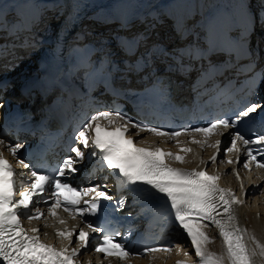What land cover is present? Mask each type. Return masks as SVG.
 Wrapping results in <instances>:
<instances>
[{
	"label": "snow or ice",
	"instance_id": "1",
	"mask_svg": "<svg viewBox=\"0 0 264 264\" xmlns=\"http://www.w3.org/2000/svg\"><path fill=\"white\" fill-rule=\"evenodd\" d=\"M260 22L264 24V17ZM252 23L254 26L255 20ZM260 83H264V77L259 81L253 77L249 91L254 92ZM262 107L264 105L252 103L233 117L216 118L206 126H185L177 131L135 121L119 110H97L78 126L66 157L52 171L32 169L24 159H19V164L29 169L30 175L21 177L22 190L18 197L15 191L17 173L3 149L18 156L24 145L0 138V264H81L77 256L88 251L93 243V250L102 253L108 264H112L110 258L128 264V258L133 255L172 250L171 244L133 250L123 238L118 239L122 237L120 231H109L99 223L98 215L108 206L105 202L113 201V197L102 190L107 189V185L84 187L68 182V178L78 171L75 165L86 156L94 157L100 169L117 176L122 184L147 186L150 192L170 204L173 223L186 234L198 258L195 262L177 260L176 264H257V257L264 262V243L240 226L234 211V205L244 201L231 188L219 185V174H211L203 168L174 166L169 162L183 164V153L192 151L191 148L182 147L180 152H172L134 143L145 132L175 140L178 145L181 142L177 138L187 135L193 137L191 143L215 149L207 160H200L201 164L216 163L218 154L223 151L235 153V158L227 157V164H239L243 155L246 157L243 159L245 169H250L253 164L257 169H264V134L253 133L252 138H246L239 130L230 131ZM225 133L231 138L229 145L219 138ZM195 134H200L203 139H195ZM213 134L217 136L214 143L209 139ZM231 171L240 181L241 195H246L237 167L233 166ZM261 180L264 181V177ZM116 203L123 207L124 201L121 198ZM61 209L66 217L61 215ZM21 218L30 222L43 220L44 229L50 226L49 221L64 225L55 228L60 247L42 241L39 226L23 227ZM69 221L74 223L68 226ZM210 227L215 228L221 241L222 251L219 253L209 250L215 239L208 234ZM94 234L101 235L94 240ZM44 235L48 233L45 231ZM176 248L179 252L182 246L176 245ZM183 255L188 256L189 252L184 251ZM85 264H91V261Z\"/></svg>",
	"mask_w": 264,
	"mask_h": 264
},
{
	"label": "bare ground",
	"instance_id": "2",
	"mask_svg": "<svg viewBox=\"0 0 264 264\" xmlns=\"http://www.w3.org/2000/svg\"><path fill=\"white\" fill-rule=\"evenodd\" d=\"M80 1L0 0V30L2 31L0 48L2 50L7 49L5 43H9L8 38L14 32L12 27H18L17 30L23 29V26L17 21L20 18L18 15L13 14L14 12L21 14L16 5H22L24 12L33 18L30 32L34 35L41 33L43 38H40L38 46L33 50H15L16 52L12 51L8 53V57L19 58L22 67L32 64L45 50L48 42L46 41L47 37H50L55 32L60 20L67 15L68 9L71 7L70 5H75ZM262 1L259 5H264V1ZM248 2L249 0H95L91 13L87 16L85 23L91 26L97 25L98 29L104 32L108 27L113 28L116 25L114 32L121 35L122 40H130L132 36L135 38L138 31L137 35L140 40L143 41L145 39L141 43L145 44L143 45V49H141V53L147 55L150 51L149 48H152V53L157 56L160 54V51L165 52L169 48L173 50L172 44L169 43L170 38L156 41V34L159 32L157 31L159 29H166L167 34L168 32L172 34L178 29L180 32H183L185 38L190 36V40L198 38L200 31L204 29L207 33V39L215 41L224 38L222 32L227 31L231 33L230 27L232 25L242 24L246 26L253 18L255 26L257 22L253 12L260 9L258 12L260 20L261 17H264V7L261 6L262 8H259L257 5L254 8V4L251 6ZM96 7L97 10L94 11L93 9ZM104 14H106L104 18L99 17ZM11 16L13 17L9 18ZM109 19L112 21L111 24L108 23ZM252 22L251 25L254 28ZM201 25H203V28H200ZM146 26L149 27L143 30ZM262 30L264 32V29ZM147 36L148 38H146ZM260 56L262 57V54ZM147 141L153 146L160 139L149 137ZM183 147L192 149V151L187 152V155L184 156L185 161L188 162L185 165L178 164L175 161L170 162L174 166L189 169L203 168L211 174H219V185L224 188H231L235 195L244 201L242 204L234 205V211L240 226L246 228L261 243H264V181L261 180L264 174L253 183L243 182L246 195L242 196L240 184H237L230 176L231 172L229 173L230 169H227L228 165H223L218 161L216 163L209 162L207 165L200 163V160H207L212 154L211 149L206 145L201 147L191 142L183 144ZM207 231L210 236L215 237L214 242L209 245V250L217 253L221 252V241L215 228L210 227ZM174 235L178 238L177 245L182 246L180 253H178L177 248H174L166 253V255L155 253L151 258L134 260L133 264H176L177 260L195 262L198 258L195 257L194 250L191 248L186 234L183 233L182 229L176 227L174 228ZM46 237L44 235V238ZM184 251H188L189 255L184 256ZM256 259L257 264H264L260 257ZM78 260L81 264H85L89 260L91 264H97L87 254L78 257ZM111 262L112 264H116L112 260ZM105 264H108V262Z\"/></svg>",
	"mask_w": 264,
	"mask_h": 264
},
{
	"label": "rangeland",
	"instance_id": "3",
	"mask_svg": "<svg viewBox=\"0 0 264 264\" xmlns=\"http://www.w3.org/2000/svg\"><path fill=\"white\" fill-rule=\"evenodd\" d=\"M252 1H254V3L252 2ZM257 1V2H256ZM264 1V0H263ZM262 1V2H263ZM259 2H260V0H249V5H251V6H253V4H254V8H256V6L259 4ZM256 3H258V4H256ZM262 5H259V8H262V7H264V5L261 7ZM260 10V9H259ZM259 10H257V11H254L255 12V16H258L259 14H258V12H259ZM99 22V21H98ZM264 24H262L261 23V27L263 26ZM147 29V28H146ZM45 30V29H44ZM145 30V29H144ZM162 32L163 33H166L165 32V30H162ZM178 253H180V251L178 252Z\"/></svg>",
	"mask_w": 264,
	"mask_h": 264
}]
</instances>
